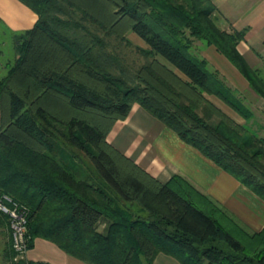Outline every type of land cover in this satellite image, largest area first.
Returning <instances> with one entry per match:
<instances>
[{"label": "trees", "instance_id": "obj_1", "mask_svg": "<svg viewBox=\"0 0 264 264\" xmlns=\"http://www.w3.org/2000/svg\"><path fill=\"white\" fill-rule=\"evenodd\" d=\"M20 1L37 20L0 80V195L26 208L28 247L45 238L88 264H152L158 253L181 264H264V227L226 229L212 202L204 198L210 210L200 207L190 183L159 182L105 142L115 121L138 104L264 200V136L206 94L245 119L251 111L178 37L188 28L214 44L264 98V79L236 49L243 34L215 25L210 0ZM127 29L148 46H134L144 58L135 69L118 50L133 47ZM57 140L82 151L97 177L77 178ZM114 196L146 215L127 213ZM0 226L9 230L7 264H49L15 260L1 211Z\"/></svg>", "mask_w": 264, "mask_h": 264}, {"label": "crops", "instance_id": "obj_2", "mask_svg": "<svg viewBox=\"0 0 264 264\" xmlns=\"http://www.w3.org/2000/svg\"><path fill=\"white\" fill-rule=\"evenodd\" d=\"M210 1L215 7L213 12L215 25L228 33L243 34L236 44V49L243 55L248 65L256 69L264 79V0ZM36 20L37 14L20 0H0V24L8 32L23 33L32 28ZM202 50L204 58L208 61L207 68L211 66L214 71L209 70L215 72L237 97L241 98L240 93L243 91L249 92L250 102L256 114L259 113L261 117L259 119L256 115L262 127H259L258 131L263 129L262 135H256L264 136V98L252 89L244 75L217 50L215 45H207ZM247 107L252 115L249 119L242 117L245 121L254 117L253 111ZM224 111L244 125L245 121L236 114ZM128 116L127 122L117 123L114 127L115 144L149 174L161 182H167L174 174L187 179L197 191L194 198L200 202V207L210 210L204 198L212 202L216 208L215 218L226 229H233L235 225L247 233H254L264 227V200L197 149L183 142L174 131L154 116L144 109H137V104L132 105ZM251 126L256 129L255 122L251 123ZM247 129L252 132L251 129ZM138 208L146 214L143 208L140 206ZM1 228L0 226V231ZM6 245L7 243L3 242L0 248V264H6ZM25 258L49 264H88L41 237L33 240L32 246L25 253ZM152 264L181 263L173 256L158 253Z\"/></svg>", "mask_w": 264, "mask_h": 264}, {"label": "rangeland", "instance_id": "obj_3", "mask_svg": "<svg viewBox=\"0 0 264 264\" xmlns=\"http://www.w3.org/2000/svg\"><path fill=\"white\" fill-rule=\"evenodd\" d=\"M212 16H213V13L211 14V17ZM172 21L173 20L168 19V24L170 22H172ZM119 24H120V29H121L123 27V25H124V21L121 19L119 21ZM124 35L133 44V47H125L124 45L123 46L119 45L118 50H119V52H121L125 56L126 64L131 66L132 69H135L139 65L144 63V58L135 50L134 46H138L139 48H143V49L148 48V46L143 40H141L134 32L130 31L129 29L125 30ZM178 37H179V40H180L179 42L180 43H183L184 45L189 46V48H188L189 52L197 60L206 62V64L208 63L207 59L204 58V56H203V50L202 49L207 47V45H213L214 46V44L207 43L204 38H197V37L191 36L190 35V31H189L188 28L184 30V35L183 36L179 34ZM23 38L24 37H23L22 33H10L6 29H4L3 26L0 24V80L3 79L6 76V74L9 72L10 68L13 66V64L16 62V60L19 58L20 53H21L20 48H21V43L23 41ZM42 58H44V55L42 56ZM159 58L161 60H163L160 56H159ZM208 69H211L212 71H214V69L211 66H208ZM248 93H249L248 91H246V92L243 91L242 93H240L241 98H239V99H241L242 102L244 101V103L247 106H249L250 109L254 113V117L251 120H249V121H245L238 113H236L232 108H230L227 104H225L218 97H216L214 95H208V94H206V96L210 99V101H212L221 110L224 109L227 112L228 111L232 112V113L236 114L238 117H240L243 121H245L244 125H245L246 128L251 129L252 132H254L257 135H262L263 134V129L258 131L259 127L262 128L260 126L261 122L257 119V117L258 118L260 117V114L259 113L256 114V110L254 109L253 105L250 102V97H249ZM59 108H61V107H59ZM138 108L139 109H143L142 107H140L137 104V109ZM58 110L61 113L65 114L64 107H62L61 109H58ZM256 115H257V117H256ZM128 120H129V116L127 115L126 117L120 118V119L115 121V123L108 130V132H107V134L105 136L106 144L111 146V148H113L121 156L127 157L134 164L139 166L149 176H151L152 178H154L157 181L161 182V180H159L158 178H156V177L152 176L151 174H149L143 167H141L138 163H136L132 158L127 156L121 149H119L118 145L115 144L116 136L113 135V130H114L115 125L117 123L127 122ZM253 122H255V124H256V129H254L251 126V123H253ZM57 143H58L57 149L60 150V152L58 153L59 156L63 157V158H66L67 163L70 164V167L72 168V170L75 173V175L77 176V178L78 177L79 178H85V177L89 176L90 178L95 179V177H97L96 168L94 167V165L91 166V163L88 161L87 157L85 156V154L82 151H80L79 149L75 148L74 146H72V145H70L69 143H66V142H62V141H58L57 140ZM72 153H73L74 156L71 157ZM69 157H70L71 160H69ZM118 157H119V155H118ZM173 177L180 178V180L183 179L185 182L190 183L187 179L183 178L179 174L172 175L169 178L168 181H172ZM190 184L193 186L192 183H190ZM177 187L179 189H181L183 187V185H182V187L179 186V185ZM114 197H115L116 201L118 202V205L121 206L123 208V210H126L127 213L128 212H133L134 214L140 215V216H145L146 215L144 212H142L138 208V205L136 203H134V202L133 203H125L122 200H120L119 198H117L116 196H114ZM98 228L100 230H102L104 228V223H102V221L99 223V227ZM1 229H2L1 230L2 232L1 231L0 232L2 233V235L0 237V248L3 245V242L10 243L9 234H8L9 230L7 229L6 226H3Z\"/></svg>", "mask_w": 264, "mask_h": 264}, {"label": "built area", "instance_id": "obj_4", "mask_svg": "<svg viewBox=\"0 0 264 264\" xmlns=\"http://www.w3.org/2000/svg\"><path fill=\"white\" fill-rule=\"evenodd\" d=\"M0 211L6 214L9 219L12 248L16 253L14 259L25 258L30 239L27 232L26 208L13 201L9 195L1 194Z\"/></svg>", "mask_w": 264, "mask_h": 264}]
</instances>
